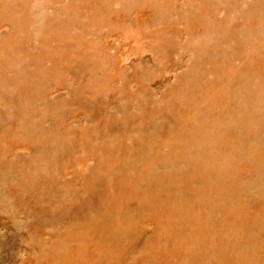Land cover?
<instances>
[{"label":"rangeland","instance_id":"rangeland-1","mask_svg":"<svg viewBox=\"0 0 264 264\" xmlns=\"http://www.w3.org/2000/svg\"><path fill=\"white\" fill-rule=\"evenodd\" d=\"M252 4L253 0H0V264H24L29 255L69 260L82 238L87 248L100 246L89 235L102 221L92 219L113 217L119 205L143 221L115 241L122 261L139 264L150 253L142 248L154 228L155 212L143 207V202H151L145 201L146 195L166 193L173 198L185 186L183 197L175 199L187 204L190 215L201 211L207 202V189L199 191L207 186L202 178L217 151L205 154L209 160L203 162L198 150L208 149L212 138H225L218 124L227 121V114L213 100L234 85L231 61L243 60L220 51L232 46L230 37L243 38L236 26H243ZM220 20L229 26L218 33ZM166 136L170 140L165 146ZM174 157L177 167L167 160ZM141 173L147 176L144 182L138 181ZM162 173L174 175L175 182L163 185ZM209 173L211 183L226 195L224 173ZM133 183L137 194L125 197ZM15 185L23 186V194L32 198L27 209L17 207L9 194ZM253 189L247 187L249 193L235 199L234 206L243 212L240 224L254 222L252 211L264 204ZM211 200L225 202L223 213L219 205L203 210L211 213L213 222H225L229 200L223 195ZM130 203H136V210L129 209ZM34 204L43 214L31 231ZM169 206L158 216L169 215L176 235L165 218L160 219V226L169 231L160 233L164 246L177 241L198 249L224 232L201 234L196 223L181 221ZM60 211L64 215L58 219ZM254 223L250 234L258 236L264 224ZM222 244L210 249L220 255ZM98 251L104 254L101 247ZM190 258V264L208 262L204 255L197 257L196 250ZM144 260L140 264H165L152 257ZM82 261L89 263L85 256ZM166 264H172L170 259Z\"/></svg>","mask_w":264,"mask_h":264},{"label":"bare ground","instance_id":"bare-ground-1","mask_svg":"<svg viewBox=\"0 0 264 264\" xmlns=\"http://www.w3.org/2000/svg\"><path fill=\"white\" fill-rule=\"evenodd\" d=\"M237 12L238 11H236V13ZM240 12H242V10H240ZM247 13L248 16H243L242 18L245 19L243 26H236V28L241 31L243 38L237 39L236 36L233 38L230 37L229 39L232 40V46L227 48L224 46L220 51L221 55L225 52L226 55H230L231 59L235 57L234 59L238 58V60H244L238 63L231 61L229 70L232 74L235 73L234 85L231 86L232 89H230L231 92H229L230 90L226 91V89H222L220 98L214 99L215 101L213 100L215 105H217V102H220L222 107L225 108L223 109V114H227V118H225L227 121L219 123L218 125L219 129L226 132V136L221 141L218 138H212L208 149H205L203 152L198 150L199 159H202L203 162L209 160L206 159L205 154L211 151L213 152L215 149L217 151L215 159L212 160L209 169L202 178L203 184L207 186H201L199 190L204 192L207 189L204 193L207 195V202L201 205V207L200 205L198 206L201 208L198 214L190 215L187 204L175 199L176 197H183L188 187H180L176 193L172 194L173 198L169 197L166 193H162L160 196L155 194L150 196L146 195L145 201L150 199L151 202H140H143V207L148 208L150 212H155V218L151 220L154 228L152 235L144 243L142 248V252L150 253L146 258H141L139 264L145 262L144 259L147 260L150 257L157 262H164L165 264L168 259H170L172 264L175 263V260L177 261L176 264H190V262H192L190 258L192 250H196L197 257L199 255L206 256L208 259L206 264H212V259L216 260V263L218 262L217 264H264V232L258 236H252L250 234V227L252 224H255L254 222H262L264 224V204H261L260 207H256L252 211L253 218L256 216L254 222L251 221V219L248 222H243L244 224L242 221L240 224L239 220V214L240 218H243V212L241 211V213H239V208L234 206L236 202L235 199H238L242 193H249L247 187L254 188L253 190L259 193V200L264 201V0H253V4L247 9L245 15H247ZM226 22V20H220V24H216L218 28L216 32H223V30L229 26ZM232 26L233 25H231V27ZM231 53H233V56H231ZM222 74H224V72ZM230 85L227 84L226 86L230 87ZM220 88H224V85ZM216 95L217 93L215 96ZM224 98H226V100H224ZM210 107L213 109L212 102L210 103ZM192 111L193 108H190V112ZM236 116L237 120L235 122L237 125L233 126L232 118H236ZM166 137L167 138L163 139V144L165 146L170 140L168 136ZM167 144L169 145V142ZM174 145L176 146L177 144L175 143ZM169 159L172 166L177 167V157L168 158L167 160ZM193 163L195 164L194 161ZM195 165L198 167L202 166L201 164L200 166L198 164ZM153 170L154 169H152V171ZM208 173H224L221 179L223 181L222 185L227 187V191H225L227 196L222 193L221 188H217L211 183ZM173 176L174 175L167 177L165 173H162L161 177L165 180L163 185H165L166 182H175L176 177L173 178ZM146 178V174L141 173L138 181L144 182ZM249 180H253V182ZM129 187L130 190L124 191L125 197L127 195L134 196L137 194L134 193L136 190L134 183ZM218 189H220L221 193H218ZM8 192L15 197L14 203L17 207H24L27 209L25 205L29 203L32 204V198H28L23 194L25 192L23 186L15 185L10 187ZM30 193L31 192H29V194ZM34 195L36 194L33 192V196ZM222 195L229 200V203L227 204L226 215L223 216L225 222L217 224L210 219L211 213L203 209L207 207L214 210L215 207L219 205L218 211H222L223 213V204L225 202L222 201L215 204L211 200L212 197L220 198ZM135 204L136 203H130L129 209L132 211L136 210ZM169 204V207L172 205L174 206V210L181 221L187 224H191L192 222L196 223V225L201 228V234L217 233L222 229L224 231L223 234L217 236L211 241V244H202L198 249H195L190 243L180 244L177 241H170L167 246H164L161 242L166 241V239L160 237L161 232H163L162 234L168 235L169 231H173L172 233L176 235V230L171 224L169 215L166 216V218L165 216L162 218L158 216L159 213L162 214V210L165 209L166 206L168 208ZM42 210V208H38V205L34 204L32 206L35 219L30 222L29 228L31 231L37 229V221L43 214ZM111 213L114 215L111 218L104 220H99V218L92 219L96 223L102 221L100 223L101 227L96 231L94 230L93 233L89 235L91 239L98 242L100 246L95 244L93 248H87L85 247L86 239L82 238L77 242V247L73 248L75 257L73 256L69 260H63L64 258L57 260L56 257L53 258L47 255H38L33 258L32 255H29L24 264H134V262L130 263L121 260L119 256L120 246L119 249L118 247L116 248L115 241L121 240L131 228L137 229V225H140L143 221L141 218L133 219L134 217L127 212V208L125 209L123 205L116 206L114 212ZM147 214L148 212H144L145 217ZM63 215L64 213L61 211L56 214L58 219ZM160 219L162 221L164 220L171 230L168 231L161 227ZM181 224L182 226L179 225L180 227L186 226L184 223ZM201 234L197 237V241L202 238ZM220 239H226L228 242L222 244L219 241ZM216 243L222 244L220 255L217 251L210 249ZM100 247L104 254L98 251ZM115 254L118 256L113 258ZM212 254H217L218 256L212 257ZM224 254L227 255L225 258H222ZM82 256H85V260L89 263L84 261L80 262Z\"/></svg>","mask_w":264,"mask_h":264}]
</instances>
